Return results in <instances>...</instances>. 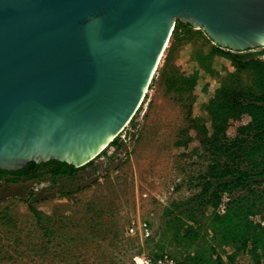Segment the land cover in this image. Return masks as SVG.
<instances>
[{
    "label": "water",
    "instance_id": "95a60500",
    "mask_svg": "<svg viewBox=\"0 0 264 264\" xmlns=\"http://www.w3.org/2000/svg\"><path fill=\"white\" fill-rule=\"evenodd\" d=\"M264 48V0H0V170L95 160L140 110L177 22Z\"/></svg>",
    "mask_w": 264,
    "mask_h": 264
},
{
    "label": "rangeland",
    "instance_id": "374dc122",
    "mask_svg": "<svg viewBox=\"0 0 264 264\" xmlns=\"http://www.w3.org/2000/svg\"><path fill=\"white\" fill-rule=\"evenodd\" d=\"M212 45L185 36L174 45L169 71L163 76L165 51L141 108L120 134L119 143L81 168L76 179L34 186L38 197L45 198L35 203L40 221L20 187L0 190V213L7 216L0 220V264H136L138 255L156 259L165 253L182 259L183 252L163 236L164 208L188 198L192 190L187 179L204 169L201 159L179 145L182 133L198 122L210 124L206 109L220 99L218 89L229 87L243 98L249 81L246 73L237 85L235 67L221 54H215L204 70L195 55L210 51ZM176 69L200 70L195 98L167 87L166 80ZM263 217L264 201L254 219L260 222ZM133 221L148 223L152 236L146 239L138 229L131 233L128 226ZM224 257L228 260L227 254ZM233 264L254 262L248 253H241Z\"/></svg>",
    "mask_w": 264,
    "mask_h": 264
},
{
    "label": "trees",
    "instance_id": "16d2710c",
    "mask_svg": "<svg viewBox=\"0 0 264 264\" xmlns=\"http://www.w3.org/2000/svg\"><path fill=\"white\" fill-rule=\"evenodd\" d=\"M185 36L212 42L203 30L195 31L190 24L178 21L172 45L166 49L163 76L169 71L175 46ZM215 54L232 62L237 85L248 74L247 94L240 98L229 87L218 89L220 99L211 101L206 109L210 124L198 122L182 133L179 145L201 159L204 169L187 179L192 190L188 198L174 200L164 208L163 236L183 252L177 264H233L241 253H248L254 264H264V217L260 222L254 219L264 201V60L260 58L262 53L233 52L217 45L208 52H196L195 59L208 70ZM199 78V69H176L166 82L169 90L190 93L195 98ZM119 136L109 146L118 144ZM92 164L77 168L51 160L30 162L19 171L0 170V190L20 187L31 213L40 221L41 212L35 203L45 198L41 194L38 197L34 186L69 182L76 179L81 168ZM5 218L6 214L0 213V220ZM229 248L232 253H228Z\"/></svg>",
    "mask_w": 264,
    "mask_h": 264
},
{
    "label": "built area",
    "instance_id": "2783aa9c",
    "mask_svg": "<svg viewBox=\"0 0 264 264\" xmlns=\"http://www.w3.org/2000/svg\"><path fill=\"white\" fill-rule=\"evenodd\" d=\"M262 50H264V48H262ZM260 58L264 60V51L260 55ZM128 229L131 233L135 232L137 229L140 230L142 236L146 239L150 238L153 234L150 225L146 222L133 221L128 226ZM134 261L136 264H177V261L168 253H165L156 259H150L147 256L138 255L134 258Z\"/></svg>",
    "mask_w": 264,
    "mask_h": 264
}]
</instances>
